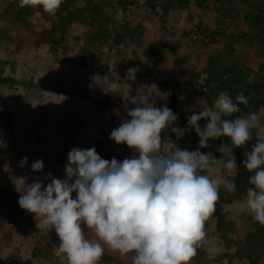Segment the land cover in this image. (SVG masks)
I'll return each mask as SVG.
<instances>
[{"label":"clouds","instance_id":"9594fccd","mask_svg":"<svg viewBox=\"0 0 264 264\" xmlns=\"http://www.w3.org/2000/svg\"><path fill=\"white\" fill-rule=\"evenodd\" d=\"M63 2L19 0L18 6L55 16ZM249 101L243 90L234 98L221 91L211 105L205 101L188 118V129L199 137L193 151L162 140V132L178 119L170 108L137 104L111 132L117 145L133 151L131 158L106 160L95 148L74 147L64 179L51 173L46 184L39 177L31 184L26 176L15 179L19 207L34 217L38 230L55 232L59 244L54 250L66 264H100L106 249L131 264H191L199 250L214 259L221 248L206 226L221 187L237 191L234 149H244L246 156L242 164L249 187L243 206L264 227V108L253 110ZM241 106L249 111L241 114ZM221 138L226 142L218 148L219 158L200 150ZM26 164L27 157L21 160L22 167ZM43 167L37 160L31 170Z\"/></svg>","mask_w":264,"mask_h":264},{"label":"rangeland","instance_id":"374dc122","mask_svg":"<svg viewBox=\"0 0 264 264\" xmlns=\"http://www.w3.org/2000/svg\"><path fill=\"white\" fill-rule=\"evenodd\" d=\"M84 1L80 0L77 6L83 7ZM93 1L109 12L110 21L105 25L99 24L100 20L94 24L92 20H89L86 25L75 21L63 36V39L70 38L69 43L65 42V45L68 46L67 53H62V48L65 46H55L58 48L57 55L52 54L48 44L40 43L38 45L27 38L29 31H34L44 39V36L46 37L44 30L52 28V17L55 20V16L46 13H33L25 18L30 24L21 28L17 27V24L13 25L8 16L3 13L4 8L0 3V16L5 17L0 20V28H4L5 25H11L9 28L14 27L9 31V36L4 37V44H0V63H10V61H15L14 59L18 61L16 73L11 78H20L27 84L30 77H33L36 82L41 84L63 83L81 89H101L103 96L116 97L118 94L121 98V102L117 100L118 107L107 108L106 106L98 109L97 105L86 97H68L43 89L32 92L21 84L19 86L0 84V111L6 113L8 120L12 122L8 124L7 128L0 131V181H4L1 182V185L10 181L15 186V179L23 176L22 173H24L20 169L25 168L19 165L17 166L19 169H16L15 165H18L23 158L27 157V161H31L40 157V154L28 156L26 152L43 144L39 142L42 134H44L45 157L42 158L44 163L66 165L68 160L64 159V153L77 147L78 144L83 149L93 148L90 139L92 137L101 139L94 144L97 146L96 150L105 154L115 148L116 154L113 157L122 162L124 145H115L116 143H114L108 148L105 138L109 137V140H112V130L125 119H129L127 109L134 108L137 104H152L160 108L162 105L157 102L158 97L165 94L164 101L167 102L169 93L185 99L193 109L196 107L200 109L203 106L202 101H206L204 100L206 94H203L199 88L198 80L200 78L198 79V77L207 64V56L201 53V49L206 50L209 47L203 48L204 45L194 42L193 28H198L200 25L202 31L203 29L207 30V34L216 33V42L212 48H209V51L215 48L222 51L225 57H229L228 53L225 54L227 41L223 35L221 38L219 37L220 33L231 34L234 36V41L238 36L241 39V35L249 30L245 17V11L249 10L245 4L246 0H233V4L239 9L236 15L238 21L237 23L232 22L231 25L228 23L226 27L222 26L223 28L218 27L220 14L217 9L226 0H209L202 6L200 4L203 3L202 0H192L189 9L176 6L169 17L164 18L160 16L159 11H152L146 4V0H135L133 8L127 7V5L126 7L122 6L120 0ZM250 1H253L251 2L253 8L263 5L262 0ZM126 22L130 23V27L136 29V33L129 32L128 38L123 41L119 49H112L108 44H101L100 51H97L98 47L91 44L92 46L88 49L90 56L86 63H79L82 47L90 44L93 34L99 33L101 29L111 30L115 34V31L123 30ZM13 36L19 37L18 41L26 39L27 43L31 42L30 47L20 50L18 42L12 39ZM59 37H61L60 31L55 32L51 39L57 40ZM243 51H246V47L240 40L235 47L239 60L243 56L241 54ZM255 55L256 59L249 66L255 73H258L261 59L257 54ZM156 62L158 64L155 67L153 63ZM6 73L8 74V72ZM36 73L38 74L35 75ZM173 80L176 81V84L170 83ZM173 128L178 134L181 133L177 130H189L188 124L180 120L174 123ZM81 141H85V143L81 144ZM198 145L199 137L196 133H192L186 147L196 150ZM200 150L202 151V149ZM124 151L126 152V149ZM58 152H61V157L56 159ZM5 161L7 162L5 163ZM4 185L6 186V184ZM221 190L224 189L221 187ZM241 202L243 205V198ZM240 207L242 211H245L244 216L241 219L236 211L231 212L233 230L217 233L223 243H218L221 248L220 253L215 257L216 260H208L205 264H227V259L224 258L225 243L233 245L231 251L245 246L246 235L254 230V223L246 208ZM210 222L213 223L214 220H210L208 224ZM214 227L215 224L208 227L213 232V234L208 233L211 238H215L216 235L212 229ZM5 233L6 230L0 232V246L3 250L1 254L4 256L2 260L9 264L8 256L11 248L10 251L4 250L2 243L5 240L3 239ZM224 234H228L229 237L227 238ZM45 235L42 230H39L27 238L29 242L23 238L22 252L28 256L37 257L34 259H40L41 264H57L62 259L56 252H53L50 245H47L49 240ZM19 240L22 238L13 236L12 244L18 243ZM36 248L38 249L35 250ZM112 261L110 264H121L124 258L116 255Z\"/></svg>","mask_w":264,"mask_h":264},{"label":"trees","instance_id":"16d2710c","mask_svg":"<svg viewBox=\"0 0 264 264\" xmlns=\"http://www.w3.org/2000/svg\"><path fill=\"white\" fill-rule=\"evenodd\" d=\"M79 1L80 0H64L55 15L56 19L53 20L52 17V28L50 30H44V33L46 34L44 39H42L41 35L35 33L34 31H29L27 38L31 39V42L38 45L40 43H44V45L48 44L51 48L52 54L54 55H57L58 51V48H55V46H65L62 48V53H67L68 46L65 45V42L69 43L70 38L68 37L63 39V36L67 29L71 28V25L75 21L78 23L81 22L85 25L89 22V20H92L93 24L100 20L99 24L102 25H105L110 21L108 17L109 12L101 5H96L93 0H82L85 2V5L80 7L77 6ZM191 1L192 0H146V4L150 6L152 11L158 12L162 10L161 16L164 18L167 17L176 6L179 8L182 7L184 9H189ZM207 1L209 0H202L203 3H200L201 6L206 4ZM233 2V0H226V2L223 3L219 9H217L220 14L218 18V27L223 28L222 26L226 27V24L228 23L229 25H231L232 22L237 23L238 20L236 15L239 9L233 4ZM251 2L253 1H245L246 7H249V10L245 11V17L248 22L247 27L249 30L244 33V35H241V39L238 36L233 41L234 36L231 34L225 35V33H220L219 35L220 38L223 35V38L227 41L225 54L228 53L229 57H225L222 51H218L215 48L209 51V48H212V46H214V42H216V33L207 34V30L203 29L202 31L200 25L197 28L196 33L199 37L197 40H194V42L199 45H204L203 48L209 47L206 48V50L201 49V53L206 54L207 56V64L202 70L201 75L198 77V79L200 78L198 80L199 88L203 94H206L204 100H206L209 105L214 102L217 94L221 91L230 92L234 98L238 92L243 90L245 95L250 97L249 102L252 105L253 110L258 111L261 108H264V1H261L263 3L262 6H254V8L251 7L253 5ZM0 3L4 8L3 13L8 16L13 25L17 24V27L22 28L30 24L25 20L26 16L32 15L36 12L44 14L42 9H33L30 7L20 8L18 6L19 0H0ZM120 4L122 6L125 5V7L126 5L127 7L135 6V2H130L128 0H120ZM3 18L5 17L0 16V20ZM9 27H11V25H5L4 28H0V44H4V37L9 36V31L14 28L13 26L12 28ZM194 29L195 27L193 28V31ZM59 31L61 32V37L57 40H52L51 37L54 36L55 32ZM129 32L132 34L136 33V29L130 27L129 22H126L123 30L121 29L120 31H115V34H113L111 30L107 31L105 29H101L99 33L96 32L92 35L93 40L91 39L90 44L82 47V54L79 63H86L90 56L88 49L92 45L98 47L96 49L97 51H100L99 46L101 44H108L112 49H119V46L123 43V41L128 38V35L130 34ZM12 39H15V41L18 42L20 50H25L31 45V42L27 43L26 39L18 41L19 37L17 36H13ZM240 40L244 42L246 51L241 53L243 56L239 60L236 56L235 47ZM152 49L153 46L150 48L151 53L153 51ZM250 54H257V56L261 59L259 62L258 73H255V71L249 66L255 58L245 57L250 56ZM14 60L15 61H10V63H0L1 85L19 86L21 84L29 88L32 92L43 89L44 91L55 92L56 94L58 93V95L68 97H86L92 100L97 105L98 109L106 106L107 108H115L118 107L116 105L117 100L121 102V98L118 94L116 97L106 95L103 96V91L101 89H81L71 84L65 85L63 83L41 84L40 82H36L33 77H30L28 80L29 83L27 84L26 81L20 78H11V76L16 73V66L18 63L17 59ZM156 64L158 63H153V66ZM6 72H8V74ZM170 83L176 84V81L173 80L170 81ZM169 94L170 95L167 96V102L164 101L165 94L159 96L157 102H159L162 107L166 105L170 108L178 117L176 121L180 120L181 122L188 124V118L194 111L198 112L199 107L193 109L185 99L172 93ZM204 102L205 101H202V104H204ZM248 111V108L241 106V114H246ZM176 121L174 123H176ZM11 123V120H8L7 114L0 111V131L7 128L8 124ZM204 124L205 121H200L201 127H203ZM173 126L174 124L172 127L169 126L165 129V132H162V140H174V143L181 149L193 151L194 149L187 148L186 145L189 141V136L192 133H195L194 130L189 129L188 131L185 130L182 134H178V132L174 130ZM42 136L44 137V134H42ZM223 142H226V138L211 141L210 146L202 149V151L213 152V154L219 158L221 154L218 151V148ZM251 147L252 143H249L247 150H250ZM233 151L240 169L239 175L234 178L237 191L235 194H230L225 190L220 191L219 201L216 204V211L213 216L215 228L218 232L233 230L232 223L228 218L230 214L229 206L238 205L242 198H244L247 187H249L248 173L242 164V161L246 159L244 154L245 150L234 149ZM56 155V159L60 158L61 152H58ZM28 183H31L30 178ZM18 199V194L11 192L3 186L0 187V230H6V233L3 235V239L11 244L13 236L24 238V240L29 242V239L27 238H30L33 232L39 231L36 228L34 217L19 207ZM45 236L49 240L47 245H55L56 248H58L59 241L54 231L48 232ZM228 237L229 236H227V238ZM232 246V244H224L226 250L224 258L227 259V264H264V227H261L258 223L254 222V230L246 235L245 246L240 248L238 247L235 251H231ZM37 249L38 248L35 250ZM32 256H23L20 244L14 243V245L11 246L9 264H41L40 261L36 262L34 259L37 257ZM2 259L3 258L0 257V264H6ZM33 260H35V262Z\"/></svg>","mask_w":264,"mask_h":264},{"label":"crops","instance_id":"0c3cea01","mask_svg":"<svg viewBox=\"0 0 264 264\" xmlns=\"http://www.w3.org/2000/svg\"><path fill=\"white\" fill-rule=\"evenodd\" d=\"M128 1H130V2H135V0H128ZM136 3V2H135ZM133 8V7H132ZM168 17H169V15H168ZM246 58H249V57H253V58H255V55L253 54V55H251V56H245ZM244 57V58H245ZM259 58V57H258ZM256 59V58H255ZM38 71H39V69H37ZM36 70V71H37ZM38 73H36L35 75H37ZM74 137V136H73ZM91 139V145H92V147L93 148H95V150H96V148H97V146H95L94 144L96 143V141H97V143L101 140V139H99L98 137H96V139H94L93 137L92 138H90ZM106 139V141H107V147L109 148V146L110 145H113L115 142L114 141H112V140H109V137H107V138H105ZM104 139V140H105ZM99 140V141H98ZM39 142H42L43 144H41V145H39V146H37V147H35L36 149H34V150H31V151H27L26 153H27V155L28 156H34V155H36V154H40V157H37V158H35V159H32L31 161H27V164L25 165V166H23V167H25L24 169H20V170H22L24 173H22V175L23 176H26L27 177V183H28V180H29V178H30V182L32 183L33 182V179L34 178H36V177H39V178H41L42 180H44V182H45V184L47 183V180H45L44 178L47 176V174L48 173H51L52 174V176H54V177H56V178H60V179H64L65 178V171H64V166L65 165H63V166H61V165H57L58 163H51V164H49L50 162H45L44 163V159H42L43 157H45L44 155H45V152H44V137L41 135V137H40V141ZM81 144L82 143H85V141H81L80 142ZM115 145H117V144H115ZM77 147H79L80 148V145L78 144V146ZM191 148V147H190ZM81 149H83V148H81ZM126 149V152L124 151ZM42 150V151H41ZM195 150V149H194ZM97 151V153L102 157V158H104V159H106V160H111V157H113L115 154H116V149L115 148H113V150H111L110 152H108V153H105V154H103V153H101V152H99L98 150H96ZM70 152V150L69 151H67V152H65L64 153V159H66V160H68V153ZM63 154V153H62ZM110 155V156H109ZM124 155H125V157H124ZM132 155H133V153H132V151L126 146V145H124V147L122 148V161H123V157H124V159L125 158H131L132 157ZM1 160H4V159H1ZM37 160H42L43 161V165H44V167H43V171L42 172H38V173H36V172H33L32 170H31V165H32V163H34L35 161H37ZM118 160V159H117ZM119 160H121V159H119ZM7 161H5V163H6ZM10 165V164H9ZM21 166V162H19V164L18 165H15V167H16V169H19L17 166ZM12 166V165H11ZM10 166V167H11ZM1 167V166H0ZM60 171H59V170ZM1 182H4V181H0V186H3V187H5V188H7L8 190H10L11 192H13V193H16V194H18V195H20V193H18L17 192V190H16V187L13 185V184H11V182L10 181H6L7 183H4V184H6V186L3 184V185H1L2 183ZM7 186H9V187H7ZM73 197H75V193L73 194ZM242 202H240L238 205H232V206H229V220L231 221V223L233 224V219H232V217L230 218V215H232L231 214V212H237V215L242 219V216H244V212L245 211H242L241 210V207L240 206H243L242 204H241ZM245 208V207H244ZM246 216V215H245ZM248 217V216H247ZM213 220V219H212ZM252 221H253V218H252ZM212 222V221H211ZM207 223V231H208V233L209 232H211V230L208 228L209 226L211 227V225L212 226H214V224H215V222H213V223ZM253 223H254V221H253ZM213 230H214V232H215V240L217 241V243H219V244H222V241H220V239H219V236H218V234L217 233H219L217 230H216V228L214 227V228H212ZM250 231V230H249ZM0 232H1V230H0ZM212 234H213V232H211ZM246 233V232H245ZM87 235H88V237L89 238H91V239H94V236H93V234H91V233H86ZM224 236H228V234H224ZM21 239V238H20ZM27 242V241H26ZM3 243V246H4V250H6L7 251V249L9 250L10 248H11V246L12 245H14V244H10V243H8V242H2ZM16 243V242H15ZM19 244H20V248H21V252H22V250H23V248H22V245H24L23 244V238H22V240H19V242H18ZM8 244H10V247H8L9 245ZM51 247H52V249L54 248H56V246L54 245H50ZM49 247V246H48ZM53 249V252H55L56 250H54ZM11 250V249H10ZM9 250V251H10ZM3 252V250H2V247L0 246V257L2 258H4V256H3V254H1ZM5 252V251H4ZM22 255L23 256H27L28 257V255H26V254H24L23 252H22ZM116 255H117V257H120V255L119 254H117V253H113V252H111V251H109V250H105V254H104V256H103V258H102V260L100 261V264H110L111 263V261L114 259V258H116ZM9 257V256H8ZM40 259H37L36 260V262H38ZM207 260H211V259H209L208 258V256H207V254L203 251V250H199L198 251V255L193 259V261L191 262V264H205L206 262H207ZM34 262H35V260H33ZM113 262V261H112ZM57 264H66V262L65 261H63V260H61L60 262H58ZM121 264H131V260L130 259H124V261H123V263H121Z\"/></svg>","mask_w":264,"mask_h":264},{"label":"built area","instance_id":"2783aa9c","mask_svg":"<svg viewBox=\"0 0 264 264\" xmlns=\"http://www.w3.org/2000/svg\"><path fill=\"white\" fill-rule=\"evenodd\" d=\"M159 13H160V16H161L162 15V10H160ZM196 31H197V28H195L194 31H193L194 40H197L198 37H199V35L196 33Z\"/></svg>","mask_w":264,"mask_h":264}]
</instances>
